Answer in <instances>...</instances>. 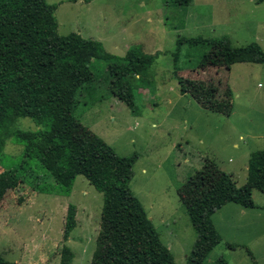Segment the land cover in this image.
I'll return each mask as SVG.
<instances>
[{
    "label": "rangeland",
    "instance_id": "rangeland-1",
    "mask_svg": "<svg viewBox=\"0 0 264 264\" xmlns=\"http://www.w3.org/2000/svg\"><path fill=\"white\" fill-rule=\"evenodd\" d=\"M47 1L58 4L60 34L77 32L101 41L110 53L131 51L147 64L143 79H134L139 88L131 109L109 92L107 62L94 58L99 94L82 99L77 114L119 155H139L129 186L177 264H186L197 240L189 201L207 191L222 170L237 186L245 185L251 154L264 150V63L255 58L215 65L204 42L179 46L178 40L213 39L230 47L259 43L264 49V0H193L183 6L163 0ZM28 84L23 98L33 104L26 111L59 103L61 89ZM101 93L105 98L98 100ZM28 116L20 118V128H47L48 119L38 123ZM55 144L51 152L36 140L31 154L68 184L70 148L65 140ZM23 160V145L9 139L0 170L21 173ZM30 165L32 176H40L39 188L21 183L0 201V254L15 264H104L111 228L101 216L103 192L82 175L64 187L36 159ZM252 195L255 207L231 201L212 215L222 241L207 264L220 257L228 264H264V191L254 188ZM71 206L76 226L66 235Z\"/></svg>",
    "mask_w": 264,
    "mask_h": 264
},
{
    "label": "trees",
    "instance_id": "trees-1",
    "mask_svg": "<svg viewBox=\"0 0 264 264\" xmlns=\"http://www.w3.org/2000/svg\"><path fill=\"white\" fill-rule=\"evenodd\" d=\"M163 1L182 6L193 2ZM57 8V3L47 0H0V160L5 144L11 138L23 145L24 157L21 173L18 169L3 167L0 170V201L10 189L21 183L29 182L34 189L39 188L40 176H32L35 172L30 165L35 159L56 184L64 187L70 188L74 179L82 175L105 196L101 216L111 228V237L104 264H177L155 223L129 186L139 155H119L102 137L85 126L77 114L82 99L99 94L92 70L94 58L107 62L109 92L131 109L135 108V91L139 88L134 79H143L147 64L134 58L136 54L131 51L124 56L110 53L101 41L85 38L77 32L60 34L55 15ZM185 41L189 44L204 42L208 50L214 52L207 51L215 65L228 66L235 60L253 61L255 58L264 63V49L259 43L230 47L213 39L180 38L179 46ZM178 79L183 82L181 77ZM29 81L35 84L47 82L61 89L59 103L39 105L32 112L26 111L24 107L33 104L31 100L25 103L23 98L26 92H30ZM182 91H186L184 87ZM104 98L102 93L98 96V100ZM28 115L38 123L48 119L47 128H20V118ZM59 139L67 141L70 148L71 160L64 166L68 184L49 164L31 154L36 140L39 148L49 149L50 146L54 152L59 147L55 141ZM254 188L264 191V150L251 154L245 185L237 186L232 175L222 170L207 191L189 201L188 212L197 231V240L186 264H207L208 255L222 241L212 223V215L231 201L245 208L255 207ZM67 221L66 235L76 226L75 206H71ZM228 246L236 245L228 243ZM72 255L70 252L66 260L70 261ZM0 264L15 263L0 254ZM213 264L228 262L220 257Z\"/></svg>",
    "mask_w": 264,
    "mask_h": 264
},
{
    "label": "crops",
    "instance_id": "crops-1",
    "mask_svg": "<svg viewBox=\"0 0 264 264\" xmlns=\"http://www.w3.org/2000/svg\"><path fill=\"white\" fill-rule=\"evenodd\" d=\"M248 156V155H247ZM247 168H248V165H247Z\"/></svg>",
    "mask_w": 264,
    "mask_h": 264
}]
</instances>
